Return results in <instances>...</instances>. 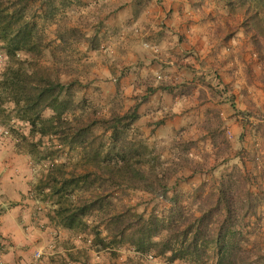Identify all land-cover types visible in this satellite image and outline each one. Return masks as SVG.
<instances>
[{
	"label": "rangeland",
	"instance_id": "rangeland-1",
	"mask_svg": "<svg viewBox=\"0 0 264 264\" xmlns=\"http://www.w3.org/2000/svg\"><path fill=\"white\" fill-rule=\"evenodd\" d=\"M8 1L4 0L6 5ZM21 1L17 3L25 7V18L36 25L40 53L20 52L11 60L6 43L0 40V131L9 140L10 148L31 158V216L20 215V221L15 214L4 222L9 230L20 227L23 231L35 222L33 225L39 230L36 229L33 246L20 247V251L0 232V254L12 255L7 264H62L63 259H70L69 264H127L129 260L137 263L142 259L147 264H215L217 260L212 244L201 261L170 262L169 254L140 253L134 244L137 237L131 239L132 243L113 242L107 230L111 215L101 218L102 214L96 211L86 218L89 228L85 232L49 222L47 215L60 199L75 200L78 196L73 189L61 187L63 179L70 178L73 166L83 163L84 157L81 150L61 146L55 137L42 136L38 131L43 121L55 115L51 107L44 109L37 121L38 130L32 132L25 114L13 102L14 88L20 87L24 73L36 70L49 75L59 71L62 82L72 87L76 105L78 97L85 98L87 112L108 116L114 100L124 110L143 101L159 107L153 110L159 114V119L154 120L157 126H172L176 121V130L172 129L169 135L166 130L162 132L160 144H152L138 125L131 135L133 139L140 132L146 147L140 152L142 168H153L165 178L167 195L158 190L147 192L127 184H112L105 177L88 178L90 187L107 188L103 195L111 202L106 208L110 214L124 205L131 218L165 219L177 195L181 207L200 215V200L218 193L220 182L224 179L227 184V177H231V182L238 181L229 183L232 188H242L243 196L251 191L259 199L256 215L247 219L251 225L246 237L250 241L259 239L264 251V58L242 29L229 39L216 35V22L211 15H222L226 10L224 3L193 0L192 4L183 0L179 11L166 13L162 18L161 9L168 6L165 0H144V8L156 12L158 23L149 30L141 24L133 27L125 13L120 12L134 0ZM168 1L174 4L177 0ZM196 1L203 2L197 6ZM61 27H77L89 38L98 34L99 49L92 50L88 42L76 43L74 39L67 49H60ZM165 81L172 83L171 93L147 90V83L155 87ZM172 102L175 107L170 106ZM84 107H79L77 115L85 113ZM150 129L151 134L157 130ZM106 144L103 159L111 162L118 149L108 138ZM189 146L182 153L181 148ZM180 153L183 157L178 160ZM175 161L177 164L171 166ZM62 164L65 168L55 176L60 192L54 194L42 184L48 172ZM78 173L85 172L79 168ZM15 206L14 202L0 205V217Z\"/></svg>",
	"mask_w": 264,
	"mask_h": 264
},
{
	"label": "trees",
	"instance_id": "trees-1",
	"mask_svg": "<svg viewBox=\"0 0 264 264\" xmlns=\"http://www.w3.org/2000/svg\"><path fill=\"white\" fill-rule=\"evenodd\" d=\"M15 1L9 0L6 5L4 0H0V40L6 43L7 55L11 60L20 52L40 53L41 41L36 33V25L25 18V7ZM143 1L134 0L132 3L134 20L143 12ZM221 1L226 8L224 13L218 17L211 15V19L216 22V35L223 34L225 39H229L242 29L258 55L264 58V0ZM202 2L196 1L197 6ZM97 36L95 34L89 38L81 34L77 27H61L58 32L60 49H67L74 39L76 43L88 42L92 50H98L100 41ZM24 77L20 81V87L14 88L12 100L17 109L25 114L32 132L38 130L37 121L41 119L44 109L51 107L55 115L43 121L38 131L42 136L55 137L61 146L81 150L84 157L83 163L73 166L70 178L63 179L61 187L64 190L73 189L78 196L75 200L60 199L56 203L55 209L47 215L51 224L85 232L89 228L86 218L96 211L102 214L101 218L111 215L107 230L113 242H131L133 237H137L138 241L134 244L140 253L154 252L159 256L169 254L170 262L188 259L201 261L207 257L209 245L212 244L216 249L215 264H264V251L259 239L250 241L246 237L251 225L247 219L256 215V203L259 199L251 191L243 196L242 188H232L229 183L235 184L238 181L231 182V177H227L230 181L227 184L224 179L220 182L218 193L200 200V215L181 207V199L177 195L166 211L165 219L156 216L146 219L143 216L131 218L124 205L117 213L110 214L106 208L111 202H107V197L103 195L108 190L90 187L86 181L91 176H95L94 179L105 177L112 184H127L147 192L158 190L164 195L168 194L165 178L153 168H142L140 152L146 147L140 132L137 131L136 136L131 139L141 117L143 101L124 110L114 100L109 115L103 116L98 111L87 112L85 98L78 97L79 103L76 105L72 87L62 82L59 71L49 75L36 70L24 73ZM171 84L165 81L150 87L147 83V90L168 94L171 93ZM80 106H85L86 111L77 115ZM107 138L118 149L111 162L103 159ZM189 148L190 146L182 147V153ZM182 153L178 155V160L183 157ZM176 162H172L171 166L176 165ZM65 166L62 164L52 168L42 187L46 186L54 194L59 193V180L55 176L61 174ZM79 168L85 173L79 174ZM52 182L55 185H51ZM258 188L263 190L262 187ZM69 263L70 259L62 260V264ZM128 263L147 264L143 259L137 263L129 260Z\"/></svg>",
	"mask_w": 264,
	"mask_h": 264
},
{
	"label": "crops",
	"instance_id": "crops-1",
	"mask_svg": "<svg viewBox=\"0 0 264 264\" xmlns=\"http://www.w3.org/2000/svg\"><path fill=\"white\" fill-rule=\"evenodd\" d=\"M182 1L183 0H177L176 3L172 4L169 1L167 2V0H165L164 3L168 4V6L164 9H161V17H165L166 13H169L170 15L172 13H175L176 11H179L178 9L181 6ZM189 1L192 3L191 0ZM185 2L189 3L187 0ZM120 12L125 13V15L127 16V20H129L131 24H133V27H137L138 24H141V27H146L145 29L150 30L152 27L158 26V23L156 21L157 19H155V11L152 13V11L146 10V8L143 7V12L139 16V18L134 20L132 18V3H130L127 7L122 8ZM159 14L157 16H159ZM153 74L155 73L153 72ZM174 103L175 102H172L170 106H174ZM153 104L154 103L151 102L142 104L140 109L141 117L137 125L140 126V128L144 131L145 135L149 137V140L152 144H160V139L163 135L162 132L166 130V134L169 135L172 129L176 130L177 126L175 125L176 121L174 125H172L173 127L166 124L157 126V124L154 123V120L159 119V114L158 112H153V110L159 109V107H154ZM153 127H156L157 130L151 134V132L153 131L150 128ZM149 129L151 130L150 134L148 131ZM30 159L31 158L29 157V155H26L21 151L17 152L15 149L10 148L9 140L6 136H2L0 131V205L3 206L5 205V203L11 202H14L16 204L15 208L8 210V212H6L3 216L0 217V228L3 230H1L0 232H2L1 234L3 238L7 237L10 239L11 244H13L14 248L17 251L18 249L20 251L25 246H33L32 244L35 243V234H37L39 230L37 226L33 225L36 224L35 222H30L26 231L21 230L18 225L17 227L20 229L16 227V230H9L10 228L8 227V223L5 224L4 222V220H6L8 217H10L11 215L13 216L15 214L20 221V215L27 217L31 216L29 214V203L31 201L29 198V193L31 185L30 182L33 179V171L31 169V166L29 165ZM11 256L9 253H6V255L0 254V262H5V258L7 259ZM10 260L11 259H7L5 263H11Z\"/></svg>",
	"mask_w": 264,
	"mask_h": 264
},
{
	"label": "built area",
	"instance_id": "built-area-1",
	"mask_svg": "<svg viewBox=\"0 0 264 264\" xmlns=\"http://www.w3.org/2000/svg\"><path fill=\"white\" fill-rule=\"evenodd\" d=\"M38 256H40V255H38ZM149 258H152V257L150 256Z\"/></svg>",
	"mask_w": 264,
	"mask_h": 264
}]
</instances>
